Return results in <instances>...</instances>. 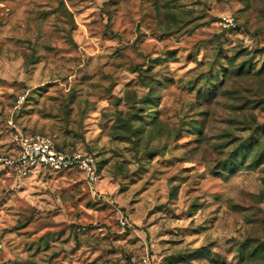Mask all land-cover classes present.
Segmentation results:
<instances>
[{"label":"rangeland","instance_id":"obj_1","mask_svg":"<svg viewBox=\"0 0 264 264\" xmlns=\"http://www.w3.org/2000/svg\"><path fill=\"white\" fill-rule=\"evenodd\" d=\"M16 130L99 181L0 167V264H264V0H0Z\"/></svg>","mask_w":264,"mask_h":264},{"label":"built area","instance_id":"obj_2","mask_svg":"<svg viewBox=\"0 0 264 264\" xmlns=\"http://www.w3.org/2000/svg\"><path fill=\"white\" fill-rule=\"evenodd\" d=\"M225 28H236L232 18H223ZM9 125L13 127L10 121ZM0 167L26 179L42 171L81 173L92 183L99 181L97 160L93 155L61 150L48 136H29L16 130L12 133V150L0 155ZM148 264V259H143Z\"/></svg>","mask_w":264,"mask_h":264},{"label":"trees","instance_id":"obj_3","mask_svg":"<svg viewBox=\"0 0 264 264\" xmlns=\"http://www.w3.org/2000/svg\"><path fill=\"white\" fill-rule=\"evenodd\" d=\"M60 148V147H59ZM61 150H63L62 148H60Z\"/></svg>","mask_w":264,"mask_h":264}]
</instances>
